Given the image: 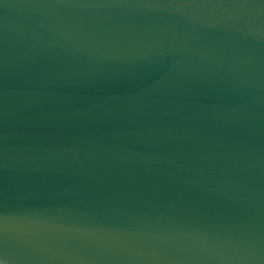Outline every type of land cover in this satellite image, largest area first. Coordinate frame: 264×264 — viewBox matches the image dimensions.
Here are the masks:
<instances>
[{"label": "water", "instance_id": "obj_1", "mask_svg": "<svg viewBox=\"0 0 264 264\" xmlns=\"http://www.w3.org/2000/svg\"><path fill=\"white\" fill-rule=\"evenodd\" d=\"M0 264H264V0H0Z\"/></svg>", "mask_w": 264, "mask_h": 264}]
</instances>
